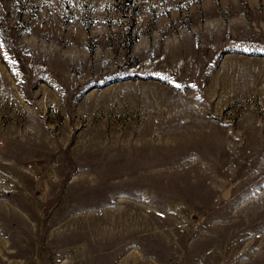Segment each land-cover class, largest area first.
Returning a JSON list of instances; mask_svg holds the SVG:
<instances>
[{"label": "rangeland", "instance_id": "rangeland-1", "mask_svg": "<svg viewBox=\"0 0 264 264\" xmlns=\"http://www.w3.org/2000/svg\"><path fill=\"white\" fill-rule=\"evenodd\" d=\"M0 264H264V0H0Z\"/></svg>", "mask_w": 264, "mask_h": 264}, {"label": "water", "instance_id": "water-1", "mask_svg": "<svg viewBox=\"0 0 264 264\" xmlns=\"http://www.w3.org/2000/svg\"><path fill=\"white\" fill-rule=\"evenodd\" d=\"M36 173H40L41 171V167L37 164H34L32 166H30ZM231 196V188L226 189L225 191H223L222 193V198L227 200L229 199V197Z\"/></svg>", "mask_w": 264, "mask_h": 264}, {"label": "built area", "instance_id": "built-area-1", "mask_svg": "<svg viewBox=\"0 0 264 264\" xmlns=\"http://www.w3.org/2000/svg\"><path fill=\"white\" fill-rule=\"evenodd\" d=\"M186 5V4H185ZM245 43H247V42H244V41H240V42H238V41H232V44H235V45H244ZM250 46H259V44L258 43H256V42H254V41H251V42H249L248 43Z\"/></svg>", "mask_w": 264, "mask_h": 264}]
</instances>
